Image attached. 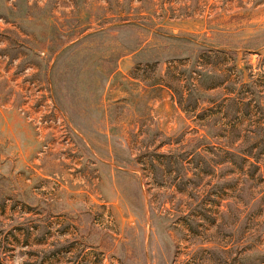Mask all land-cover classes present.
<instances>
[{"label": "rangeland", "instance_id": "374dc122", "mask_svg": "<svg viewBox=\"0 0 264 264\" xmlns=\"http://www.w3.org/2000/svg\"><path fill=\"white\" fill-rule=\"evenodd\" d=\"M0 264H264V0H0Z\"/></svg>", "mask_w": 264, "mask_h": 264}, {"label": "trees", "instance_id": "16d2710c", "mask_svg": "<svg viewBox=\"0 0 264 264\" xmlns=\"http://www.w3.org/2000/svg\"><path fill=\"white\" fill-rule=\"evenodd\" d=\"M203 58V56L199 57V59L201 60Z\"/></svg>", "mask_w": 264, "mask_h": 264}]
</instances>
